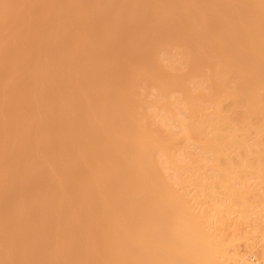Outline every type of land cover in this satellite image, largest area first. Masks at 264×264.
I'll return each mask as SVG.
<instances>
[{"label": "bare ground", "instance_id": "1", "mask_svg": "<svg viewBox=\"0 0 264 264\" xmlns=\"http://www.w3.org/2000/svg\"><path fill=\"white\" fill-rule=\"evenodd\" d=\"M250 222L264 0H0V264H246Z\"/></svg>", "mask_w": 264, "mask_h": 264}, {"label": "rangeland", "instance_id": "2", "mask_svg": "<svg viewBox=\"0 0 264 264\" xmlns=\"http://www.w3.org/2000/svg\"><path fill=\"white\" fill-rule=\"evenodd\" d=\"M188 192H193L191 186L185 187ZM238 239L229 246V255L242 258L246 264H264V247L262 237L256 224L250 222L241 226ZM230 232V231H229Z\"/></svg>", "mask_w": 264, "mask_h": 264}]
</instances>
